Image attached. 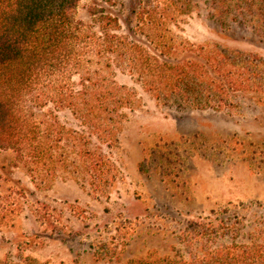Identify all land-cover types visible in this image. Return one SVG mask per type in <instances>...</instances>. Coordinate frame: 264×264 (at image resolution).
<instances>
[{
	"label": "rangeland",
	"instance_id": "obj_1",
	"mask_svg": "<svg viewBox=\"0 0 264 264\" xmlns=\"http://www.w3.org/2000/svg\"><path fill=\"white\" fill-rule=\"evenodd\" d=\"M135 1L98 6L136 45L122 43L109 69L90 67L88 99L112 110L85 120L57 113L66 143L33 164L0 149V264L180 263L264 240V94L234 93L229 110L178 111L156 100L140 69L149 56H193L192 45L264 62V30L248 22L221 27L206 0H192L188 13L155 32L137 24ZM92 4L80 0L75 16L99 33ZM80 79L72 75L75 91ZM99 153L109 162L94 170Z\"/></svg>",
	"mask_w": 264,
	"mask_h": 264
},
{
	"label": "trees",
	"instance_id": "obj_2",
	"mask_svg": "<svg viewBox=\"0 0 264 264\" xmlns=\"http://www.w3.org/2000/svg\"><path fill=\"white\" fill-rule=\"evenodd\" d=\"M111 1L93 0L89 6L92 26L101 24L102 31L97 33L76 18L80 0H0V149L14 150L33 164L52 145L66 143L65 126L57 113L68 111L85 120L112 110L88 99L87 86L93 80L90 67L101 72L109 69L112 57L124 46L128 50L129 45L136 47L118 36V19L98 7ZM205 2L207 15L221 27L248 22L254 30H264V0ZM134 4L137 24L155 32L176 13H188L193 6L192 0H136ZM192 46L197 53L178 61L148 55L140 62L148 76L144 85L161 105L178 111L229 110L235 106L234 93L264 94L260 58L207 45ZM123 55L130 61L136 59L127 52ZM74 73L81 75V91L71 86ZM89 128L100 130L99 126ZM91 160L94 170L109 162L101 153ZM4 211L0 204V221ZM156 264H264V240L256 245L221 247L211 256L190 261L166 259Z\"/></svg>",
	"mask_w": 264,
	"mask_h": 264
}]
</instances>
